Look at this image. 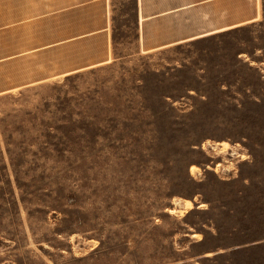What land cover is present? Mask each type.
<instances>
[{
  "label": "rangeland",
  "instance_id": "374dc122",
  "mask_svg": "<svg viewBox=\"0 0 264 264\" xmlns=\"http://www.w3.org/2000/svg\"><path fill=\"white\" fill-rule=\"evenodd\" d=\"M77 1L0 0V264H264V0Z\"/></svg>",
  "mask_w": 264,
  "mask_h": 264
},
{
  "label": "trees",
  "instance_id": "16d2710c",
  "mask_svg": "<svg viewBox=\"0 0 264 264\" xmlns=\"http://www.w3.org/2000/svg\"><path fill=\"white\" fill-rule=\"evenodd\" d=\"M71 77H73V74L66 75V76L64 77V80H67V79H69V78H71ZM39 110H41V109L39 108ZM41 111H42V110H41ZM57 112H59V113H57ZM62 112L65 113V110L63 109V107H58V108H56V110H54V113H52L51 118H54V119H57V120H61V121H63L62 119H64L65 116H64V115L59 116V114H61ZM37 117H38V116L33 115V116H32V119H34V118L37 119ZM51 118H50V119H51ZM55 122H56V121H55ZM49 123H50V122H49ZM52 123H53V121H52ZM50 127L54 128V129L56 130V133H57L56 135H58V134H63V132L60 130L61 126H58V127H57V123H56V124L53 123V125H51ZM48 135H52L50 131L48 132Z\"/></svg>",
  "mask_w": 264,
  "mask_h": 264
},
{
  "label": "crops",
  "instance_id": "0c3cea01",
  "mask_svg": "<svg viewBox=\"0 0 264 264\" xmlns=\"http://www.w3.org/2000/svg\"><path fill=\"white\" fill-rule=\"evenodd\" d=\"M94 0H78L77 2H73L72 4H70L68 6V8H76V7H85L88 3L92 2ZM104 4H106V9L109 10L110 9V0H102ZM137 2V8H138V0H136ZM140 3V0H139Z\"/></svg>",
  "mask_w": 264,
  "mask_h": 264
}]
</instances>
